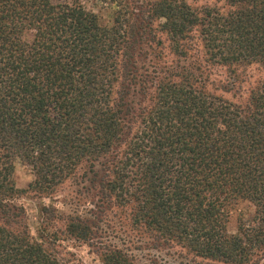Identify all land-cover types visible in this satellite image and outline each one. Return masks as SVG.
Listing matches in <instances>:
<instances>
[{
	"label": "trees",
	"instance_id": "trees-1",
	"mask_svg": "<svg viewBox=\"0 0 264 264\" xmlns=\"http://www.w3.org/2000/svg\"><path fill=\"white\" fill-rule=\"evenodd\" d=\"M85 1L0 0V264H66V238L103 264H264V0H95L108 24ZM20 164L32 197L68 187L39 237Z\"/></svg>",
	"mask_w": 264,
	"mask_h": 264
},
{
	"label": "rangeland",
	"instance_id": "rangeland-1",
	"mask_svg": "<svg viewBox=\"0 0 264 264\" xmlns=\"http://www.w3.org/2000/svg\"><path fill=\"white\" fill-rule=\"evenodd\" d=\"M194 6H200L201 4H213L217 3L220 5H225L226 0H190ZM85 4L88 9L93 10L98 13L101 23L108 24L113 18V13L111 12V6L105 4L101 1L87 0ZM226 71L225 67L215 66L213 68L212 79L218 82L224 75ZM246 73L248 76V82H257L263 78V73L258 64H249L246 66ZM15 182L16 186L22 191L15 201L22 204L27 210L28 223L33 234L39 237L40 226L42 222L41 206L43 202L52 203L56 202L60 207H64V197L68 190L67 185L60 187L58 192L55 194L54 199L49 197L41 199L38 197H32L31 192L26 191L30 182L33 180L34 175L31 169L25 165H18L15 171ZM255 206L248 200H240L235 203L231 208V213L229 216L228 228L230 232L237 231L241 222L249 223L254 214ZM119 242L118 240H114ZM59 244H55L53 249L58 252L60 259L66 264H103L99 256L94 252V250L86 243H82L78 240L66 238L58 241ZM140 252V251H139ZM137 252L138 254H145L144 252ZM151 253H158V255L164 258L163 253L156 252L154 250ZM159 264H162L161 259ZM169 261H173L171 257L165 256ZM144 260V258H143ZM149 264H154L151 261H147Z\"/></svg>",
	"mask_w": 264,
	"mask_h": 264
}]
</instances>
